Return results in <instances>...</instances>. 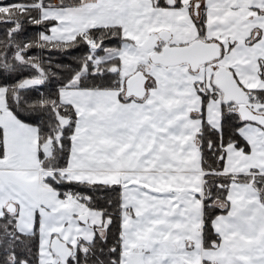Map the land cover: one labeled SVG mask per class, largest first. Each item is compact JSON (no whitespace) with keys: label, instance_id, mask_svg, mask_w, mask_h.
Here are the masks:
<instances>
[{"label":"snow or ice","instance_id":"obj_1","mask_svg":"<svg viewBox=\"0 0 264 264\" xmlns=\"http://www.w3.org/2000/svg\"><path fill=\"white\" fill-rule=\"evenodd\" d=\"M0 264H264V0H0Z\"/></svg>","mask_w":264,"mask_h":264},{"label":"crops","instance_id":"obj_2","mask_svg":"<svg viewBox=\"0 0 264 264\" xmlns=\"http://www.w3.org/2000/svg\"><path fill=\"white\" fill-rule=\"evenodd\" d=\"M255 13H244V16L246 17L247 15H254ZM236 15H240V12H237Z\"/></svg>","mask_w":264,"mask_h":264},{"label":"rangeland","instance_id":"obj_3","mask_svg":"<svg viewBox=\"0 0 264 264\" xmlns=\"http://www.w3.org/2000/svg\"><path fill=\"white\" fill-rule=\"evenodd\" d=\"M255 15V14H254Z\"/></svg>","mask_w":264,"mask_h":264}]
</instances>
